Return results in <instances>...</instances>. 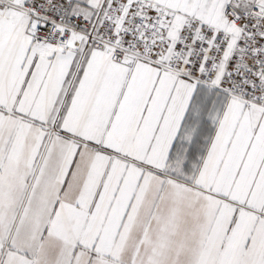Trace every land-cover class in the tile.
<instances>
[{
	"label": "snow or ice",
	"instance_id": "6c2138e0",
	"mask_svg": "<svg viewBox=\"0 0 264 264\" xmlns=\"http://www.w3.org/2000/svg\"><path fill=\"white\" fill-rule=\"evenodd\" d=\"M0 264H264V0H0Z\"/></svg>",
	"mask_w": 264,
	"mask_h": 264
}]
</instances>
